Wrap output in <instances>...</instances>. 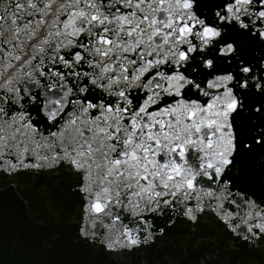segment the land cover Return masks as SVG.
Returning <instances> with one entry per match:
<instances>
[{"label": "snow or ice", "instance_id": "snow-or-ice-1", "mask_svg": "<svg viewBox=\"0 0 264 264\" xmlns=\"http://www.w3.org/2000/svg\"><path fill=\"white\" fill-rule=\"evenodd\" d=\"M25 222L43 264H264V0H0V240Z\"/></svg>", "mask_w": 264, "mask_h": 264}, {"label": "water", "instance_id": "water-1", "mask_svg": "<svg viewBox=\"0 0 264 264\" xmlns=\"http://www.w3.org/2000/svg\"><path fill=\"white\" fill-rule=\"evenodd\" d=\"M23 227L22 239L18 240L10 228L6 238L0 240V264H43L53 259L52 233L27 222Z\"/></svg>", "mask_w": 264, "mask_h": 264}]
</instances>
